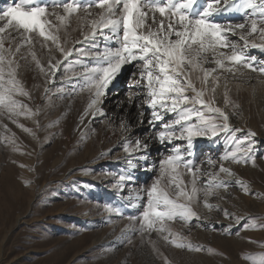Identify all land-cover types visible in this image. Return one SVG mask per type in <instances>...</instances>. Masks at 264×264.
Returning <instances> with one entry per match:
<instances>
[{"label": "rangeland", "instance_id": "1", "mask_svg": "<svg viewBox=\"0 0 264 264\" xmlns=\"http://www.w3.org/2000/svg\"><path fill=\"white\" fill-rule=\"evenodd\" d=\"M12 4L13 0H0V9ZM91 11L92 16L79 11L66 26L60 27L61 46L73 50L68 60L50 41L46 47L42 38L35 35L34 46L23 47L15 56L6 54V59L15 61L16 79L29 94L17 95L15 99L36 115L16 116L0 107V264H264V74L241 67L235 73L217 70L214 76L218 79L209 77L206 86L194 79L198 89L206 87L204 98L228 114L233 128L242 129L235 133L236 138L248 131L256 133V159L254 164L221 160L234 147L224 133L196 140L194 168L198 166L201 172L191 207L199 219L193 218L187 226L179 219L167 222L171 232L186 245L177 248L154 231L140 232L139 219L133 221L130 217L139 218L143 212L147 202L143 189L158 176V161L171 154L174 145L186 142L173 141L172 145L162 146L152 140L148 163L155 164V170H142L140 162L131 173L133 180L122 190L114 187L119 176L109 174H119L126 167L124 138L130 137L133 142L137 137L143 139L149 129L146 120L139 124L134 107L126 117L134 130L125 132L120 126L125 114L117 110V104L127 98L133 65H125L118 76L119 96L114 106L105 109L107 117L93 122L90 116H84L81 122L90 95L80 90L84 83L81 74L85 64L92 65L87 57L77 56L75 49L85 47L77 41L90 32V20L98 19L101 9L93 7ZM258 18L250 10L246 15L230 10L227 16L216 17L220 21L246 23V29L229 34V39L244 48L241 37H245L247 54L264 60V51L250 47L252 43L264 44V39L258 33L248 35L251 19ZM52 21L59 24L54 16ZM99 44L103 48L111 42L100 40ZM9 47L15 50L6 40L4 48ZM33 51L45 69L50 60L61 61L55 77L46 78L40 72L32 60ZM208 57L211 61V53ZM203 67L213 69L216 65L209 62ZM5 68L6 82L7 65ZM198 74L203 77V72ZM5 87L9 85L5 83ZM187 94L193 95L190 91ZM145 111L150 113L146 106ZM174 118L175 113L165 114L163 122ZM159 130L162 129L158 123L148 134L154 136ZM209 159L214 163H209ZM221 165L232 175L220 172ZM178 171L191 191L192 174L184 167ZM209 174L215 175L221 186L206 196ZM130 202L134 206L129 207ZM105 205L118 207L120 214L106 212ZM240 217L244 219L237 224ZM245 224L249 227L244 228ZM229 225L231 231L226 232Z\"/></svg>", "mask_w": 264, "mask_h": 264}, {"label": "snow or ice", "instance_id": "2", "mask_svg": "<svg viewBox=\"0 0 264 264\" xmlns=\"http://www.w3.org/2000/svg\"><path fill=\"white\" fill-rule=\"evenodd\" d=\"M93 7L101 9L99 18L90 20V32L83 36V40L77 41L85 47L75 49L77 56L87 57L92 65L85 64L81 74L84 83L79 86L80 90L90 94L81 122L84 116H90L93 122L107 117L103 108L104 97L124 66L133 65L135 70L129 78L127 98L117 104V110H123L125 114L120 126L125 132L134 130L126 119L134 107L139 124L143 125L146 120L149 125L148 133L158 123L162 130L155 131L154 136L146 133L143 139L137 137L134 142L130 137H125L123 151L128 154L126 167L119 174H109L119 176L114 187L122 190L126 183L133 180L131 173L140 166V162H143L142 170H155V164L148 163L152 140L162 146L172 145L173 141L186 142L185 145H174L170 149L171 154L158 161V176L153 179L150 187L143 189L147 196L144 210L139 218L130 217L133 221L139 219L140 232L154 231L162 235L166 242L183 248L186 246L184 241L171 232L167 222L179 219L187 226L193 218L199 219L191 207L198 191L196 181L201 172L198 166L194 168L196 140L227 134L226 139L234 147L232 151L221 156V160L255 163L256 133L248 131L245 136L236 138L235 133L242 129L233 128L229 124L228 114L213 106L214 101L204 98L206 87L198 89L194 79L206 86L209 77H213L214 81L218 79L214 76L217 70L235 73L241 67L264 74V60H257L255 55L249 56L245 50L249 47L248 40L242 36L245 40L244 48H238L229 39V34L234 35L237 30L246 29V23L216 19L217 16H227L230 10L245 15L250 10L252 15H258L259 18L251 19L248 35L258 33L264 39V27H258L264 25V0H204V3L201 0H51L50 3H42L40 0H13L12 5L0 9V107L16 116L36 115L27 105L15 99L17 95L29 94L16 79L13 68L15 61L6 59V54L15 56L23 47L34 46L37 43L35 35L42 38L46 47L50 41L64 59L68 60L73 55V50L61 46L60 27L66 26L69 18L81 10L87 16H92ZM53 16L59 24H53ZM6 40L14 45V51L12 47L4 48ZM100 40L110 41L111 44L101 48ZM250 47L264 51V44L252 43ZM224 49L228 51H223ZM209 53L212 55L211 61ZM31 56L46 78L55 77L61 61L56 60L53 63L50 60L45 69L34 51ZM209 62H214L216 68L203 67ZM5 65L9 76L6 82ZM199 72H203L202 78ZM5 83L9 87H5ZM189 91L193 95L189 96ZM145 106L150 113H146ZM172 113H175V118L163 122L165 114ZM24 130L30 131L26 128ZM209 163L214 161L209 159ZM181 167L192 174L191 191L178 171ZM219 171L232 175L223 165ZM209 175L211 179L207 183L206 196L212 194L214 187L221 186L215 175ZM165 179L167 184L164 183ZM244 191H248L246 186ZM132 206L134 205L130 202L129 207ZM205 206L213 207L208 204ZM104 210L120 214V209L113 205H105ZM228 215L225 211L226 218ZM243 219L238 218L236 223L240 224ZM243 227L248 228L249 225L245 224ZM251 227L255 228L257 225L252 224ZM231 228L232 225H229L225 231L230 232Z\"/></svg>", "mask_w": 264, "mask_h": 264}, {"label": "bare ground", "instance_id": "3", "mask_svg": "<svg viewBox=\"0 0 264 264\" xmlns=\"http://www.w3.org/2000/svg\"><path fill=\"white\" fill-rule=\"evenodd\" d=\"M118 86L119 85L117 84V81H115L113 86L108 90V93L106 95V99L104 98L105 99L104 106H103L104 109H107L108 107H112L115 105V104H113V102L118 98L119 91H120V87H118Z\"/></svg>", "mask_w": 264, "mask_h": 264}]
</instances>
